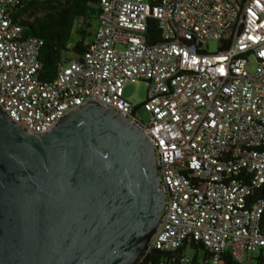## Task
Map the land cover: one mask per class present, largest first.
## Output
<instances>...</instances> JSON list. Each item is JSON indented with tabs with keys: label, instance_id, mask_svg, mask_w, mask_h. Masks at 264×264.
Wrapping results in <instances>:
<instances>
[{
	"label": "built area",
	"instance_id": "obj_1",
	"mask_svg": "<svg viewBox=\"0 0 264 264\" xmlns=\"http://www.w3.org/2000/svg\"><path fill=\"white\" fill-rule=\"evenodd\" d=\"M19 0H0V107L31 134L87 103L117 111L155 149L164 217L134 264H264V0H101L85 51L42 79L43 40L24 37ZM155 19L162 41L149 43ZM220 42L216 52L205 46ZM149 82L147 99L123 96ZM140 108L150 114L137 117ZM209 255L177 257L186 242ZM154 251L168 260L146 263Z\"/></svg>",
	"mask_w": 264,
	"mask_h": 264
},
{
	"label": "water",
	"instance_id": "obj_2",
	"mask_svg": "<svg viewBox=\"0 0 264 264\" xmlns=\"http://www.w3.org/2000/svg\"><path fill=\"white\" fill-rule=\"evenodd\" d=\"M165 208L130 118L87 103L31 134L0 107V264H134Z\"/></svg>",
	"mask_w": 264,
	"mask_h": 264
},
{
	"label": "trees",
	"instance_id": "obj_3",
	"mask_svg": "<svg viewBox=\"0 0 264 264\" xmlns=\"http://www.w3.org/2000/svg\"><path fill=\"white\" fill-rule=\"evenodd\" d=\"M101 12V0H19L13 6V16L22 25L24 37H36L43 40L40 58L43 67L40 77L48 80L56 76L63 56L76 58L87 48L92 40V23L98 20ZM75 33V37L73 34ZM149 43L162 41L155 19H150L146 32ZM203 250L206 257L208 249L199 242L186 241L177 251V257L188 255V247ZM170 256L154 251L146 263L168 260ZM228 264H236L228 258Z\"/></svg>",
	"mask_w": 264,
	"mask_h": 264
},
{
	"label": "rangeland",
	"instance_id": "obj_4",
	"mask_svg": "<svg viewBox=\"0 0 264 264\" xmlns=\"http://www.w3.org/2000/svg\"><path fill=\"white\" fill-rule=\"evenodd\" d=\"M98 26V20L93 21L91 31L94 33L96 28ZM75 37V33L73 34ZM220 48V42L217 40H212L208 43V46H205V49L208 52H216ZM149 82L140 80L138 82H131L124 86L123 88V96L128 99L129 101L135 103V104H142L148 96V90H149ZM137 117L141 118L144 122H147L150 118V114L144 110V108H140L137 112ZM196 252L194 248L191 246L188 247L187 253L189 255H192ZM198 254L203 257L204 251L199 250ZM244 264H254V262L244 263Z\"/></svg>",
	"mask_w": 264,
	"mask_h": 264
},
{
	"label": "crops",
	"instance_id": "obj_5",
	"mask_svg": "<svg viewBox=\"0 0 264 264\" xmlns=\"http://www.w3.org/2000/svg\"><path fill=\"white\" fill-rule=\"evenodd\" d=\"M94 34V33H93ZM92 37H93V35H92Z\"/></svg>",
	"mask_w": 264,
	"mask_h": 264
}]
</instances>
